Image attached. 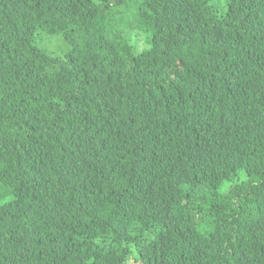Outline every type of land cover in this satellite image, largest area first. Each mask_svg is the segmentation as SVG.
<instances>
[{"label": "trees", "instance_id": "1", "mask_svg": "<svg viewBox=\"0 0 264 264\" xmlns=\"http://www.w3.org/2000/svg\"><path fill=\"white\" fill-rule=\"evenodd\" d=\"M122 2L0 0V264H264V0Z\"/></svg>", "mask_w": 264, "mask_h": 264}, {"label": "rangeland", "instance_id": "2", "mask_svg": "<svg viewBox=\"0 0 264 264\" xmlns=\"http://www.w3.org/2000/svg\"><path fill=\"white\" fill-rule=\"evenodd\" d=\"M210 1L213 2L215 5H217L219 8H221L219 9L220 11L226 8V0H210ZM135 4H137V0H127V21L133 17L129 8ZM106 13L109 12L106 11ZM103 24L105 28L109 30V20L105 21ZM136 34L138 40L140 41V44L143 43L142 44L143 49L148 48L150 46V36H151L150 30L146 31L142 28L139 29L137 27ZM131 39L134 44V38ZM33 42L36 46L43 48L44 50L55 56L63 57L64 53L68 49V44L61 35H52L45 31H40V30L37 31ZM5 200H8V198H5ZM127 264H141V263L132 256L129 258Z\"/></svg>", "mask_w": 264, "mask_h": 264}]
</instances>
